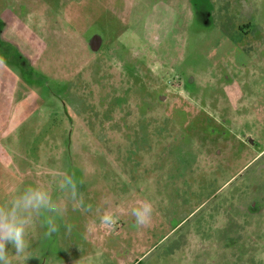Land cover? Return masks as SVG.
<instances>
[{
    "label": "rangeland",
    "instance_id": "374dc122",
    "mask_svg": "<svg viewBox=\"0 0 264 264\" xmlns=\"http://www.w3.org/2000/svg\"><path fill=\"white\" fill-rule=\"evenodd\" d=\"M48 3L0 0V204L64 203L25 264H264V0Z\"/></svg>",
    "mask_w": 264,
    "mask_h": 264
},
{
    "label": "clouds",
    "instance_id": "9594fccd",
    "mask_svg": "<svg viewBox=\"0 0 264 264\" xmlns=\"http://www.w3.org/2000/svg\"><path fill=\"white\" fill-rule=\"evenodd\" d=\"M58 188L72 201L74 209L91 210L85 208L83 194L78 191L77 182L70 175L65 174L58 182ZM63 201H54L48 188L43 185L26 187L14 194L6 203L0 204V264H25L29 258V231L36 220L44 213L62 215ZM154 207L150 201H139L131 208V215L138 225L148 227L153 218ZM100 223L105 227H112L115 215L105 211L100 217ZM51 224V221H49ZM9 245L15 250H9Z\"/></svg>",
    "mask_w": 264,
    "mask_h": 264
},
{
    "label": "flooded vegetation",
    "instance_id": "af4514ba",
    "mask_svg": "<svg viewBox=\"0 0 264 264\" xmlns=\"http://www.w3.org/2000/svg\"><path fill=\"white\" fill-rule=\"evenodd\" d=\"M42 2H45V3H47V4H50V3H48V0H41ZM0 33H1V30H0ZM2 35V36H1ZM1 37H3V33H1L0 34V41H1ZM3 39V38H2ZM96 41V40H95Z\"/></svg>",
    "mask_w": 264,
    "mask_h": 264
},
{
    "label": "water",
    "instance_id": "95a60500",
    "mask_svg": "<svg viewBox=\"0 0 264 264\" xmlns=\"http://www.w3.org/2000/svg\"><path fill=\"white\" fill-rule=\"evenodd\" d=\"M97 39H99L98 37H97ZM100 40V39H99Z\"/></svg>",
    "mask_w": 264,
    "mask_h": 264
}]
</instances>
